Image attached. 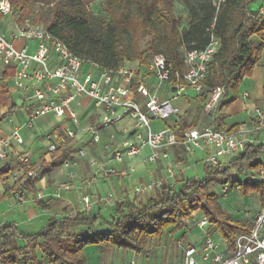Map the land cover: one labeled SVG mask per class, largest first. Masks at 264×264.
Here are the masks:
<instances>
[{"label": "trees", "instance_id": "16d2710c", "mask_svg": "<svg viewBox=\"0 0 264 264\" xmlns=\"http://www.w3.org/2000/svg\"><path fill=\"white\" fill-rule=\"evenodd\" d=\"M9 1L19 25L27 20L38 22L37 17L45 15V29L74 56L84 63L97 64L107 69L117 68L123 62L145 65L155 55H163L173 68L181 69L185 50L201 49L207 44L206 29L214 16L209 0H102L100 11L96 13L91 10V5L97 0ZM175 1H180L189 13V21L183 28L181 16L174 11ZM258 1L264 2L228 0L218 15L215 34L219 38L220 47L203 81L201 101L182 99L187 103L184 113L189 117V123L179 114V132L212 122L203 107L204 99L212 89H225L218 113L239 98L240 84L245 78L251 77L264 52V17L259 13L261 6L254 7ZM143 36L152 37L146 51H142L139 44ZM252 37L259 39L258 45L252 44ZM11 74V71L5 72L4 81L0 83V107L6 108V112L0 115V122L19 109L11 100L8 88ZM215 127L222 129V123L215 120ZM61 135L64 137V134ZM71 152L70 143L59 145L50 154L49 162L41 160L38 166H29L24 174L32 171L35 173L24 181L17 180L9 190L16 189L24 199L33 196L37 207L49 211L55 198H35L37 190L34 184L38 179L36 171L43 169L44 175L62 166L70 158ZM263 167L264 143L249 144L228 165L220 163L212 167L205 164L200 179H186L178 188L163 184L155 196L144 202L137 197L116 202L113 217L108 221L101 214H77L74 218L49 219L35 234L20 232L10 223L2 224L0 264H28L29 259L36 258L35 254L31 256L25 250L28 244L34 245V249L38 245L44 247L50 240L61 236H69L72 242L64 256L54 251L47 253L43 249L42 253L49 264H90L84 255V249L89 246L100 249L113 246L121 251L143 253L148 249L150 241L161 240L167 229L171 228L173 232L185 229L188 219L196 211L207 219L231 249L235 233L247 230L250 225L247 221L233 219L219 206L216 194L205 193V189L229 184V190L237 189L240 195L256 193L260 207H263L264 182L256 179ZM9 172L8 164L0 167V180ZM242 176L243 181L238 179ZM6 196L7 192L0 196V201ZM99 222L106 228L91 231ZM77 227H85L87 232H73ZM39 240H42L41 244H38Z\"/></svg>", "mask_w": 264, "mask_h": 264}, {"label": "built area", "instance_id": "2783aa9c", "mask_svg": "<svg viewBox=\"0 0 264 264\" xmlns=\"http://www.w3.org/2000/svg\"><path fill=\"white\" fill-rule=\"evenodd\" d=\"M209 1L214 16L206 29L208 42L201 49L185 50L181 69L173 68L163 55L153 56L145 65L123 62L117 68L107 69L84 63L45 27H21L10 32L0 27V83L4 81L5 72L11 71L9 83L30 108L22 125L10 120L8 137H0V164L8 159L14 144H23L22 128L32 130L39 118L48 115L72 126L64 130V137L56 131L49 137L48 154L55 152L59 145L71 143L79 133H85L90 143L102 147L105 157L100 160L87 158L89 167L95 170L92 180L136 173L134 163L120 170L113 164L134 160L142 156L145 149L149 152L141 158L143 164L164 162V178L151 175L148 181L134 187L133 198L143 191L160 188L164 182L173 187L176 169L172 152L175 149H182L189 155L195 151L204 152V164L214 167L220 163L228 165L246 145L264 143V107H256L248 121L231 130L215 127L225 95L224 87L212 89L204 99L203 107L211 123L180 132L170 126L157 132L150 127L151 120H175L176 123L180 113L177 102L181 99L201 101L203 81L220 47L215 23L228 2ZM259 13L264 17V6L259 8ZM11 14L10 1L0 0V20ZM17 42H21L20 46L16 45ZM247 97L245 93L242 95L243 99ZM84 99L90 102L92 112L82 123L78 109L85 106ZM125 120H128L126 125L116 127ZM102 130H110L105 141H102ZM79 155L84 158L86 154L79 149ZM22 158L24 163L28 162L27 155ZM63 166H71L70 158ZM238 179L242 180L241 177ZM256 179L264 182V167ZM75 181V175L71 174L68 182L61 186L62 190H71ZM229 186H221V193H227ZM13 194L18 195V192L13 190ZM55 196L58 197L59 193L56 192ZM112 198V192H107L105 199ZM99 204V199L80 192L78 211L67 217L93 215ZM196 226L202 231L197 241L189 244L177 240L181 256L175 264H264V206L260 207L247 230L235 233L231 249L221 237L222 243L216 240L214 228L205 217L197 220Z\"/></svg>", "mask_w": 264, "mask_h": 264}, {"label": "crops", "instance_id": "0c3cea01", "mask_svg": "<svg viewBox=\"0 0 264 264\" xmlns=\"http://www.w3.org/2000/svg\"><path fill=\"white\" fill-rule=\"evenodd\" d=\"M259 42L260 41L258 39V42L255 43L254 37L252 38V44L254 46L258 45ZM20 44L21 42L16 43L17 46H20ZM244 80H248L246 90L239 95V98L243 100V119L242 121H235L233 123L230 122L227 124L226 119L224 118L223 121H221L222 129L227 130L235 124H241L248 121L256 107H264V52L260 61L254 67L251 77L245 78ZM8 88L11 100L19 107V109L12 115V117L10 116L0 122L1 138L8 137L11 130L10 120L18 125H22L26 121L27 114L30 111V108L27 105L24 97L19 92L15 91L10 83L8 84ZM244 93L248 95L247 99L242 98ZM191 100L193 99L191 98ZM82 103L85 106H83V108H79L78 112L81 116V122L83 123L88 120V118H90L89 115L91 114L92 110L89 108L90 102L87 99H84ZM183 104L187 106V103H184L182 99L177 102V106L180 109L179 114H181V108L183 110ZM233 105L234 102L222 110L230 120L237 116H231L229 113V110H233ZM1 108L2 111L0 114L2 115L6 112V108ZM178 117L179 115L177 116L176 123L174 122L175 120H168L165 122L166 126L175 127L177 129ZM51 119H54V122ZM200 125L202 124H198L197 126ZM71 127V124L67 121H60L54 116L48 115L39 118L32 130H26L22 128L21 132L24 138L23 144H14L8 159L4 163L0 164V167H2L4 164H8L10 167V172L2 179V181H0V196L7 192L6 198H4L3 202H1L6 203L7 208L2 211V214H0V225L10 223L13 224L20 232L26 234H35L45 226L49 219L60 220L63 218H68L67 216L70 213L78 211L80 192L87 193L91 195L92 198H97L100 200L99 206L93 211V215H96L105 210L106 206L114 207L116 202H120L125 199H132L134 187L148 181L151 175H155L161 179L164 178V162H160L156 165H146L141 162V158L149 152L148 149H145L143 155L134 160H125L123 164H113L114 167L120 170L126 168L129 163H134L136 165V173L127 176H121L117 174L115 176H110L107 179L96 178L95 180H92V178L95 176V170L90 168L88 164L87 167L84 165V162L87 161V158L77 157V150L84 149V147H90L93 149L95 148L94 153H98L97 155L101 154L99 151L104 153V150L100 145H94L90 143L88 141V136L85 133H79L80 141L77 142L78 144L73 142L70 143L72 145V152L70 154V167L65 168L62 165L44 175L42 174L43 169L36 171V177L38 179L34 184L37 190L35 198H55L54 205L49 211H42L39 207H37L34 202V197L31 195L24 199V197H20V193H18V195L13 194V190L16 189H9L17 180L22 179L24 181L27 178V176L24 174V171L29 168V166L32 164L38 166L41 160H45V162L50 161V154L47 153L49 137H51L55 131L60 134H64V130ZM109 132L110 130L101 131L102 141H105L108 138ZM24 155H27L28 157L27 163L22 161V157ZM204 158L205 153L201 151H195L193 154L189 155L186 154L182 149L173 150L172 160L175 163L176 169L173 186L178 188L181 186L184 180L191 178L187 174L183 175L185 169H189L191 165H197L198 163L203 164ZM34 173L35 172H33V174ZM71 174H74L76 178L74 186L71 188V190L64 191L62 190L61 186L68 182L69 176ZM126 179H130L132 186L129 185ZM164 184L166 185V182H164ZM84 186L87 187L83 188ZM150 191L146 190L141 194L143 195L144 193H149ZM56 192L59 193L58 197L55 196ZM107 192H112L113 198L111 200L105 199ZM16 196L18 198H16ZM187 228H189V226L176 232H173L171 228L167 229L163 233L161 240H159L160 243H163L162 239L164 238L166 232L169 234L172 232L170 235V242L175 247H177V240L182 242L185 241L191 244V241H197L202 235V231L196 226V224L193 230L197 234L196 237L191 236V234L187 232ZM38 243L41 244L42 240H39ZM160 243L157 246H160ZM19 244H22V242L19 241ZM96 249L97 248L95 246H89L84 249V255H86L90 264H94L93 260L95 259L94 253ZM146 253L148 264H162L160 263L162 258L158 251L149 252V249H147ZM176 253L177 262L181 256L180 250L178 248ZM88 254L91 255V259L88 257Z\"/></svg>", "mask_w": 264, "mask_h": 264}, {"label": "rangeland", "instance_id": "374dc122", "mask_svg": "<svg viewBox=\"0 0 264 264\" xmlns=\"http://www.w3.org/2000/svg\"><path fill=\"white\" fill-rule=\"evenodd\" d=\"M102 0H97L95 3L91 5V10L93 12H99L100 11V3ZM192 2L196 0H191ZM264 6V2H256L254 4V7H260ZM39 11V10H38ZM174 11L177 15H180L182 18V27H185L189 21V13L188 10L183 7L182 3L180 1H175L174 3ZM37 12H35L36 14ZM35 16V15H34ZM38 16V15H37ZM36 18V17H35ZM45 19V15H41V17H37L38 22H33L32 20H27L23 24L19 25L16 22V14L12 10V14L9 16H6L0 20V27L1 29H4L5 31H13L16 28L21 27H29V26H40L44 28L43 21ZM253 38V37H252ZM151 36H143L140 40V48L142 51H146L149 43L151 41ZM255 43L258 42V39L254 37ZM248 80H243L242 83L239 86L238 89V95L243 93V91L246 90ZM14 97V96H13ZM229 97L226 98L228 100ZM183 110L181 108V116L184 117V119L189 123V117L186 116L184 113V110L186 109L185 104H183ZM243 108V100L241 98H237L234 101L233 110H229V113L231 116H235L234 119H228L224 111H220L216 117V121L220 124L223 119H226V123H233L235 121H242L244 111H242ZM2 111V108L0 107V112ZM12 117V116H11ZM54 122V119H51ZM128 123V120H125L118 125H116L117 128L122 127L123 125H126ZM150 127L152 131L157 132L163 128L166 127V123L159 120H151ZM80 134L77 135V138L73 139V143H77L80 141ZM78 144V143H77ZM84 147L82 149L85 152L84 158H95V159H102V156H106V153H102L99 151L98 153H94V149L88 147ZM77 157H80L79 150H77ZM197 155V154H196ZM83 158V157H80ZM88 162H84V165L87 167ZM186 171V172H185ZM184 174L189 175V177L194 179H200L202 178L204 174V163H198L197 165H191L189 169H185ZM242 181L244 180V177H241ZM2 181V180H0ZM126 181L129 183L130 186H132V183L130 179H126ZM157 192V189L151 190L149 193H144L143 195L140 194L137 198L144 202L150 197L155 196ZM205 193H214L217 196V202L219 206L225 211L226 213L230 214L231 217L235 220H244L247 221L250 225L252 222L254 216L260 209L259 204V198L256 193H250L248 196L240 195L237 189H230L227 193L222 194L221 193V186H210L205 189ZM3 200L0 201V214H2V211L7 208L6 203H1ZM114 207H108L106 206L105 210H103L100 214L103 216L105 220H110L113 217ZM202 217L201 213L199 211H196L187 222V232L191 234V236L196 237V232H194V227L197 222ZM106 226L99 222L91 231H99L102 229H105ZM191 231V232H190ZM73 232L78 234H83L87 232V229L85 227H77L73 230ZM172 234V232H171ZM169 233H165L164 238L162 239L163 243L161 244L160 241L151 240L148 246L149 252L158 251L159 255H161L162 260L160 263L162 264H175L176 262V255H177V247H175L170 242V235ZM189 234V235H190ZM215 238L217 241H220L222 243V240L220 236L215 232L214 233ZM72 239L69 236H61L56 239H52L49 241L47 245L44 247H41L38 245L34 249V245L28 244L25 247V250L28 252V254H31L33 256L35 254V259H29L28 264H49L48 260L45 256V254L42 253L43 249L46 250L47 253H51L52 251L58 253V254H64L66 253V250L68 249L69 245L71 244ZM185 242V241H183ZM192 242V241H191ZM160 243V246H157ZM188 243V242H186ZM39 244V243H38ZM58 249L57 251V248ZM34 249V253H33ZM146 254V255H145ZM95 259L93 260L94 264H148L147 262V253L146 251L143 253H135L131 251H121L113 246H109L105 249L97 248L95 253ZM88 257L91 259V255L88 254ZM94 257V256H93ZM88 261V260H87ZM60 262V261H59Z\"/></svg>", "mask_w": 264, "mask_h": 264}]
</instances>
